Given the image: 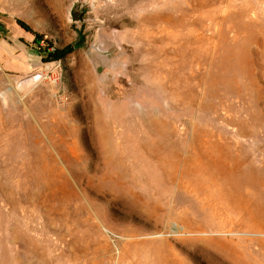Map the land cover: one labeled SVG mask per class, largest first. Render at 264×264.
Listing matches in <instances>:
<instances>
[{
  "label": "rangeland",
  "instance_id": "374dc122",
  "mask_svg": "<svg viewBox=\"0 0 264 264\" xmlns=\"http://www.w3.org/2000/svg\"><path fill=\"white\" fill-rule=\"evenodd\" d=\"M0 264H264V0H0Z\"/></svg>",
  "mask_w": 264,
  "mask_h": 264
},
{
  "label": "trees",
  "instance_id": "16d2710c",
  "mask_svg": "<svg viewBox=\"0 0 264 264\" xmlns=\"http://www.w3.org/2000/svg\"><path fill=\"white\" fill-rule=\"evenodd\" d=\"M16 23L20 29H22L26 33L32 34L35 38L34 44L36 46L40 47V43L43 41V38L40 35L34 33L31 30V28L26 23H24L23 21L17 20ZM71 50H72L71 47H69L65 50H60V51L55 50L53 52H50L49 49L42 50L39 48L37 50V52L39 53V56L41 57L43 62H50V61L62 59Z\"/></svg>",
  "mask_w": 264,
  "mask_h": 264
},
{
  "label": "bare ground",
  "instance_id": "6f19581e",
  "mask_svg": "<svg viewBox=\"0 0 264 264\" xmlns=\"http://www.w3.org/2000/svg\"><path fill=\"white\" fill-rule=\"evenodd\" d=\"M95 130V129H94ZM37 255V254H36Z\"/></svg>",
  "mask_w": 264,
  "mask_h": 264
}]
</instances>
